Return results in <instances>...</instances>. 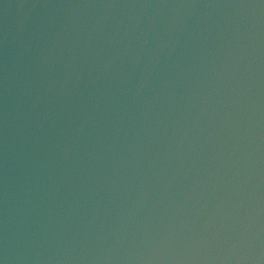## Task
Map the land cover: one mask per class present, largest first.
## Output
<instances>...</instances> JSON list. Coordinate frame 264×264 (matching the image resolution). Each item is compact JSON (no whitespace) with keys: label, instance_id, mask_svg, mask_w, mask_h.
I'll list each match as a JSON object with an SVG mask.
<instances>
[{"label":"water","instance_id":"1","mask_svg":"<svg viewBox=\"0 0 264 264\" xmlns=\"http://www.w3.org/2000/svg\"><path fill=\"white\" fill-rule=\"evenodd\" d=\"M2 264H264V0H0Z\"/></svg>","mask_w":264,"mask_h":264},{"label":"snow or ice","instance_id":"2","mask_svg":"<svg viewBox=\"0 0 264 264\" xmlns=\"http://www.w3.org/2000/svg\"><path fill=\"white\" fill-rule=\"evenodd\" d=\"M0 264H2V262H0Z\"/></svg>","mask_w":264,"mask_h":264}]
</instances>
